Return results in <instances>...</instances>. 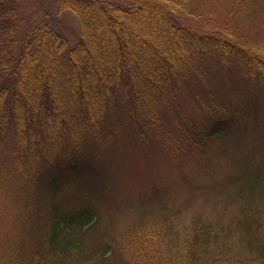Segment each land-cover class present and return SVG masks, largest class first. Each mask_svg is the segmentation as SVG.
I'll return each instance as SVG.
<instances>
[{
  "label": "trees",
  "instance_id": "obj_1",
  "mask_svg": "<svg viewBox=\"0 0 264 264\" xmlns=\"http://www.w3.org/2000/svg\"><path fill=\"white\" fill-rule=\"evenodd\" d=\"M55 3L81 18L74 46L48 26L21 33L19 0H0V264H264V180L246 175L260 167L225 179L235 212L176 223L147 208L120 218L105 159L147 127L176 150H229L244 113L201 100L189 115L184 96L197 101L213 59L264 84V0Z\"/></svg>",
  "mask_w": 264,
  "mask_h": 264
},
{
  "label": "rangeland",
  "instance_id": "obj_2",
  "mask_svg": "<svg viewBox=\"0 0 264 264\" xmlns=\"http://www.w3.org/2000/svg\"><path fill=\"white\" fill-rule=\"evenodd\" d=\"M17 10L24 16L21 33L48 26L67 38L70 46L82 37L79 15L71 9L60 11L55 0H19ZM259 35H264V31ZM202 72V80L206 82L200 85L201 81H193L198 98L192 96L197 101L184 96L187 114L201 115L202 101L213 102L211 106L238 107L244 113V122L229 137L231 147L220 154L217 148L222 139H219L206 145L207 152L200 153L183 141L184 152L163 143L149 127L146 142L136 140L126 130L112 148L114 152L105 154L119 186V202L123 204L120 218L136 216L147 208L162 214L171 212L176 223H192L197 219L201 223H217L222 214L228 215L239 207L232 195L237 186L225 185L230 195L222 189L225 179L238 165L243 170L246 166L260 167L247 171L246 175L264 180V84L245 76L239 65L224 68L214 59L203 64ZM167 116L171 118L172 114ZM169 127L180 136L176 124Z\"/></svg>",
  "mask_w": 264,
  "mask_h": 264
}]
</instances>
